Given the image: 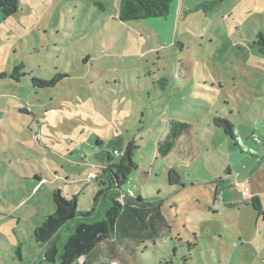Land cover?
Here are the masks:
<instances>
[{
    "label": "rangeland",
    "instance_id": "obj_1",
    "mask_svg": "<svg viewBox=\"0 0 264 264\" xmlns=\"http://www.w3.org/2000/svg\"><path fill=\"white\" fill-rule=\"evenodd\" d=\"M180 1L166 20L121 23L119 0H18L0 22V264L40 259L53 191L90 210L94 153L133 138L124 191L162 199L169 229L127 239L113 264H264V0ZM168 119L192 126L186 160L157 154ZM170 169L185 189L168 187Z\"/></svg>",
    "mask_w": 264,
    "mask_h": 264
},
{
    "label": "trees",
    "instance_id": "obj_2",
    "mask_svg": "<svg viewBox=\"0 0 264 264\" xmlns=\"http://www.w3.org/2000/svg\"><path fill=\"white\" fill-rule=\"evenodd\" d=\"M172 3L173 0H119L117 18L121 23L166 19ZM18 12V0H0V22ZM258 39L256 44L262 47L264 54L263 36L260 34ZM7 77L6 74H0V80ZM18 77L20 74L11 78L19 81ZM62 77L66 76L59 75L51 80L38 81V88H54ZM213 124L216 128L222 127L225 135L231 136L233 128L228 121L216 119ZM191 129L190 123L168 119L165 132L156 146L159 157L165 158L178 149L179 157L185 160L189 158L193 145L187 139L191 138ZM137 149L133 138L127 142L118 157L114 153L107 154L106 167L96 174L95 181L98 182L99 189L93 196L90 210H78L77 196L69 200L62 190L53 191L55 210L34 230L35 241L42 251L41 258L32 264H96L104 246H107L112 256L103 264H113L115 252L124 247L127 239H151L161 235L162 230L168 231V224L161 213L164 204L162 199L148 200L124 191V186L138 169L134 160ZM167 182L170 188L179 185L182 189L185 188L173 169L167 173ZM16 253L21 261V247L16 248Z\"/></svg>",
    "mask_w": 264,
    "mask_h": 264
},
{
    "label": "crops",
    "instance_id": "obj_3",
    "mask_svg": "<svg viewBox=\"0 0 264 264\" xmlns=\"http://www.w3.org/2000/svg\"><path fill=\"white\" fill-rule=\"evenodd\" d=\"M174 1V0H173ZM179 1V6H180V4H181V1L180 0H178ZM170 15V14H169ZM169 17V16H168ZM167 17V18H168ZM166 18V19H167ZM165 19V20H166ZM182 143V142H181ZM101 144V141L99 140V145ZM192 144V143H191ZM103 147H105V145H102ZM106 150H108V148L106 149ZM116 151V150H115ZM108 152L109 153H111V150L109 149L108 150ZM114 152V151H113ZM82 154L83 153H79V161H78V163H83V164H86V157H87V155H83L84 157H83V159L81 158L82 157ZM93 156H95L97 159H99L102 163H101V166H99L100 164H98V165H96V164H94V163H91L92 164V167H98V168H101V169H103V168H105L106 167V164L105 163H103V161L104 162H107V160L105 159V152L104 151H102V152H98V153H94V155ZM85 167H87V166H85ZM180 176V175H179ZM181 178V177H180ZM66 179H68V177H66ZM182 188V187H181ZM99 189V188H98ZM185 189V188H184ZM97 191V190H96ZM95 191V192H96ZM95 192H94V194H95Z\"/></svg>",
    "mask_w": 264,
    "mask_h": 264
},
{
    "label": "built area",
    "instance_id": "obj_4",
    "mask_svg": "<svg viewBox=\"0 0 264 264\" xmlns=\"http://www.w3.org/2000/svg\"><path fill=\"white\" fill-rule=\"evenodd\" d=\"M113 153H114L115 156H117V155L119 154L118 151H114ZM89 179H90V180H95V179H96V174H92V175H90V176H89Z\"/></svg>",
    "mask_w": 264,
    "mask_h": 264
}]
</instances>
